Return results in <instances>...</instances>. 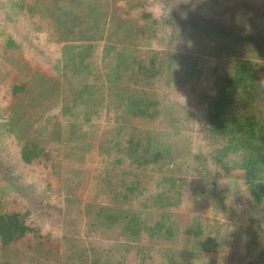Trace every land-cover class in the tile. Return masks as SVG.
<instances>
[{
	"label": "rangeland",
	"instance_id": "obj_1",
	"mask_svg": "<svg viewBox=\"0 0 264 264\" xmlns=\"http://www.w3.org/2000/svg\"><path fill=\"white\" fill-rule=\"evenodd\" d=\"M53 1L50 13L63 38L39 28L26 29L19 20L18 0H0V46L16 47L26 56L34 52L39 61H49L56 73L71 70L74 57L84 86L73 117L55 116L59 108L50 94L47 102L32 99L35 107L45 103L53 107L44 108L35 121L39 134L47 136L43 148L50 156V174L45 179L26 169L7 136L19 124V118L12 117L11 122L9 114L36 96L11 105L9 96L0 95V210L17 209L26 224H36L46 236L39 253L6 247L0 249V261L55 264L47 250L54 239L84 235L85 240L88 232L100 243L97 253L116 258L129 255L125 250L129 242L119 229L93 228L85 207L108 203L102 182L109 170L134 168L124 152L128 121L117 78L128 57L146 50L163 62L157 82L165 110L159 135L164 144H170L173 160L163 167H147L150 177L143 193L124 207L140 212L142 218L149 212L170 225L173 233L144 225L140 242L156 259L162 247L176 244L196 264H264V204L256 202L235 175L242 167L238 154H227L222 162L216 159L217 151L206 139L211 125L206 120L205 99L188 98L197 89L204 95L214 94L222 79L233 76L236 61L249 59L263 65L264 102V0H153L144 8L129 6L132 0ZM144 9L150 13L146 22L139 18ZM192 62L199 72L197 87L188 77ZM47 64L45 68L51 67ZM47 115L54 117L46 119ZM170 174L176 185L171 186ZM171 187H178L180 194ZM199 222L209 225L205 231L215 244L209 239L203 246L195 244ZM188 225L192 228L187 234ZM249 239L252 244L246 248Z\"/></svg>",
	"mask_w": 264,
	"mask_h": 264
},
{
	"label": "trees",
	"instance_id": "obj_2",
	"mask_svg": "<svg viewBox=\"0 0 264 264\" xmlns=\"http://www.w3.org/2000/svg\"><path fill=\"white\" fill-rule=\"evenodd\" d=\"M152 1L132 0L129 1V6L144 8ZM53 2V0H18L17 3L21 8L19 14L21 24L30 31L39 28L57 38H63V35H58L60 32L54 25L55 17L50 13L53 10ZM148 17L150 13L144 9L139 18L146 22L150 19ZM28 45L36 50L30 42ZM0 48H3L0 49L1 97L9 96V104L14 105L19 102L24 103L28 95L36 96V98L31 96L22 109L14 106L19 110L16 109L11 116L9 114L11 122H13L12 117L19 118V124L11 126L12 129L7 134L11 138L9 144H13L26 169L45 179V175L50 174L47 165L50 156L43 148L47 136L39 134L41 129L35 121L44 114V108L50 110L53 107H47L46 103L43 104L44 107L42 105L35 107L32 99L39 98L47 102L50 94V98L54 99L52 101L55 103L54 106L59 108L57 113H54L55 116L59 113L65 117L75 116L78 112L79 97L84 90L83 77L80 79L78 76L79 63L74 61V57L70 58L72 69L70 68L68 72L56 73L49 61H39L34 52L26 56L25 53L17 52L16 47L13 49L7 45ZM45 63L51 64V67H48L49 71L44 67ZM192 63L187 70L188 77L193 80V86L197 87L199 72L195 63ZM262 66L249 59H239L234 64L233 76L222 79V82L216 86L214 94L204 95L197 89L195 90L197 94L192 92L193 94H188V98L205 99L206 120L211 125V132L207 133L206 139L211 148L216 149L218 156L216 159L222 162V158L227 154H238L242 167L235 175L242 179L245 191L256 202L264 204ZM162 71L163 62L156 58V54L146 50L137 51L135 55L128 57L119 70L117 78L121 88L119 99L123 104L124 117L128 121L127 145L124 147V152L134 170H109L102 182L103 194L108 203L92 202L85 207V211L90 214L89 219L92 220L88 224L95 226L93 228L99 225V227L114 226L119 229L121 235L129 242L125 248L129 255L116 258L103 252L97 253L95 250L100 243L95 234L88 232L85 234L87 236L85 240L84 235H65L54 239L50 249H46L51 251L55 264H131L132 262L133 264H196L189 261L186 253L176 244L162 247L160 258L156 259L151 249L140 242L139 231L145 225L149 230L163 229L165 234L171 235L173 233L171 226L165 225L159 219L156 220L149 212H146L142 218L140 212L135 213L129 207H124L125 203L129 204L143 193L146 181L150 177L145 171L147 167L150 165L163 167L173 160L170 144H164L159 135L162 115L165 111L161 106L163 97L157 84L158 75ZM38 76L41 77L40 80L37 79ZM191 112L193 111L189 114ZM49 116L47 115L46 119ZM168 180L171 181V186L176 185L171 174ZM171 189L176 195L181 192L178 187ZM158 209L162 212L161 206ZM207 227L209 225L206 222L196 223L195 244L203 246L208 239L210 244H215L216 240L210 239L205 231ZM191 228V225H188L187 234ZM152 232H149L151 236ZM86 240L90 246L85 244ZM45 242L46 236L41 229L36 224H26L17 209L0 210V249L23 247L24 252L39 253L45 248ZM250 243L252 244L249 239L244 246L247 248ZM48 259L46 257L42 261L45 263ZM0 264L8 263L0 261Z\"/></svg>",
	"mask_w": 264,
	"mask_h": 264
}]
</instances>
